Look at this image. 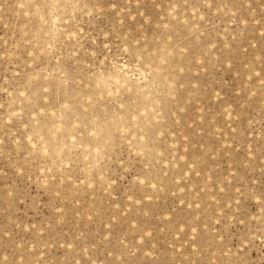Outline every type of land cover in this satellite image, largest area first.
I'll list each match as a JSON object with an SVG mask.
<instances>
[{
	"label": "rangeland",
	"instance_id": "374dc122",
	"mask_svg": "<svg viewBox=\"0 0 264 264\" xmlns=\"http://www.w3.org/2000/svg\"><path fill=\"white\" fill-rule=\"evenodd\" d=\"M205 3L0 0V264H264V97L249 80L264 67V0ZM105 60L128 64L119 79L132 92L101 101L93 87L89 102L80 79L93 82L86 69ZM12 112L21 116L9 124ZM241 213L256 222L242 227Z\"/></svg>",
	"mask_w": 264,
	"mask_h": 264
},
{
	"label": "snow or ice",
	"instance_id": "6c2138e0",
	"mask_svg": "<svg viewBox=\"0 0 264 264\" xmlns=\"http://www.w3.org/2000/svg\"><path fill=\"white\" fill-rule=\"evenodd\" d=\"M52 3L53 4H58L59 0H52ZM24 6L25 5L23 3H21L19 5L20 8H23ZM212 6H213L212 0H206V3L204 4V7L207 8V9H211ZM110 7L115 9V8L118 7V5L116 3H110ZM88 15L91 16V15H93V13L89 12ZM39 19L43 20L44 18L43 17H39ZM56 20L58 21L59 17H56ZM83 31H84V29L83 28H79V27L75 31H73L72 29H69L68 33H67V38L71 40L74 36L78 37L79 34L82 33ZM168 39H171V37L169 36ZM49 47H52V45L50 44ZM212 47L215 48V45H212ZM180 51H181L182 54H184V53L193 54V59H195V55L193 53V50H192V48L188 47V45H185L183 48L180 49ZM123 53L125 55H128L129 54L128 53V49L124 48L123 49ZM133 56H134V63L139 64L141 62V60H142V56H138V55H133ZM260 59H261V62L264 63V53H262V56H261ZM204 62H205L204 60L200 61L201 64H203ZM127 69H128V64L127 63H125L122 68H119L117 65L109 64L105 60L104 66L99 68V72H94L93 71V66L90 64L88 66V68L86 69V71L89 74H91L92 76L95 77L94 81L91 82V83H88L87 85H85L84 79L83 78L80 79V85L81 86H86L88 88V90H89V92L86 94L87 101H89V102L93 101L94 95H96V94L91 92V89L93 87H95L96 89L99 90L98 99L101 100V101L104 100L105 97L111 98L113 96H119L121 87L124 88L125 92L131 93L132 92V88L127 87L126 85L125 86H121L120 85V79H119L120 74L121 73H125ZM180 71L182 72V71H184V69L181 68ZM147 78H148V76H144V80H147ZM254 78L260 80V83H261V86H262V91H261L260 95L262 97H264V67L261 68L260 72L253 73V76H250L249 80H253ZM45 79H47V78H45ZM109 81H113L114 83L110 84ZM65 83H68V81L65 80ZM101 83L106 84L107 87L101 90L100 89ZM49 91H50L49 88H47V87L43 88V93L45 95L42 98L48 100V102L50 103L51 102V98H49L47 96V93ZM248 91L251 92V89H249ZM5 92H7V89H5ZM27 95H29V92H28L27 87L25 86V90L24 91H20L19 92V96L21 98H26ZM252 95L255 96L257 94L256 93H252ZM262 102H264V101H262ZM89 106H91V104ZM61 107L63 109H67L69 107V104L67 102H62ZM115 107L117 108V110L123 111L125 109V107H126V104L123 101L116 102L115 103ZM44 111H45L44 107H41L39 109L40 113H44ZM85 111H86V109H85ZM262 112H264V110H262ZM31 114L32 113H30L29 115H31ZM53 115H55V113H53ZM19 116H21V113H17V112L10 113V119H9L8 123L12 124L14 122V118H17ZM131 118L132 119H136L137 117L136 116H132ZM27 127H28V124L24 123V128H27ZM85 127H87V125H85ZM85 134L88 135L89 137H93V136L96 135L95 131H90V132L85 133V131L83 129H81L80 135L83 136ZM161 135H163V133H161ZM27 139L30 142L31 148L35 149L36 148V144H31V141H32L33 137L32 136H28ZM72 139L75 140L76 136H72ZM140 139L143 140L144 137L142 136V137H140ZM96 151L99 153L100 149L97 148ZM43 155L44 156L48 155V149L47 148H44ZM119 164H120L121 167L123 166V164H124V158L123 157L120 158ZM70 166L71 165L69 164V167ZM24 171H25L24 167L21 166L17 170L16 174L18 176L23 175ZM139 175L140 174L137 175V184L138 185L139 184H144L146 182V180H147V177L145 178V180H140L139 179ZM52 179H55V177H53ZM109 179L111 180L112 184H115L116 181L119 180V176L117 175L115 177V179H113L112 177H109ZM260 183L262 185H264V175L261 176ZM89 186H91V185H89ZM150 186L153 189L157 188L156 184H151ZM222 191H223V189H221V192ZM236 191H237V193H239L241 195V197L243 196V193L241 192V190L239 188L236 189ZM8 195H12V193H8ZM257 195H258V203H260L262 208H264V189H262ZM128 199L131 200L132 197L129 196ZM148 199L150 200L151 197H148ZM137 202H139V201H137ZM181 203H183V201H181ZM237 204H239V201H237ZM196 207H199V205H196ZM63 212H64V209L62 207H60L59 205H57L55 207V215L53 216V221L56 222V217H62L63 216ZM260 220H261V225H260L259 228H257V231H259V234H260L261 237H264V216L260 217ZM236 222L239 225H241L242 227L247 228L249 225H252V224H254L256 222V217L245 218L244 214L241 213V215L239 217H236ZM181 223H183V222H181ZM216 223H217V225H219L221 223V220H217ZM180 227H181L180 224H178L177 225L178 230L180 229ZM5 229L6 230L4 231V236L7 238V237H9L11 235V230L7 229V225H5ZM191 231L193 233H195L196 232V227L192 226L191 227ZM148 235H151V233H148ZM221 239H223L222 236H221ZM194 240H195V237H193V241ZM66 247L69 248V249H72V248H74V244L73 243H67ZM227 254H228L227 252L223 253V255H225V256H227ZM2 264H31V262L26 261L23 256H21L19 261L15 260V259L9 260L8 256H4ZM40 264H43V262H40ZM62 264H81V262L77 261L76 259L73 258L71 260L63 261ZM83 264H91V262L90 261H84ZM108 264H117V261L116 260H111V261L108 262ZM119 264H129V262L126 261V260H120ZM217 264H230V262H228L226 260H218ZM237 264H246V262L239 261V262H237Z\"/></svg>",
	"mask_w": 264,
	"mask_h": 264
}]
</instances>
